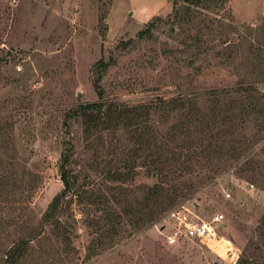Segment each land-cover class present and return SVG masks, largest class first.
<instances>
[{
    "label": "rangeland",
    "instance_id": "obj_1",
    "mask_svg": "<svg viewBox=\"0 0 264 264\" xmlns=\"http://www.w3.org/2000/svg\"><path fill=\"white\" fill-rule=\"evenodd\" d=\"M182 3L0 0V163L12 171L6 179L0 173V264L24 228L40 231L30 240L24 264H237L243 252L262 259L256 246L264 215V161L250 177L236 173V166L253 156H248L251 150L260 154L264 148V131L241 101L264 93V72L258 73L264 70V0H228L217 9L193 10L189 26L181 30L173 7ZM156 16L161 19L152 31L139 35ZM101 58L108 66L100 83L112 101L153 103L181 93L201 94L193 105L196 145L202 120L212 118L211 108L233 105L225 103V89L244 87L232 99L233 119H241L244 147L251 148L201 186L196 178L180 186L173 192L176 202L153 223L136 229L127 224L121 237L108 222L118 219L114 211L127 221L125 211L146 207L144 185L157 178L145 164L157 149L147 138L138 144L132 133L134 140L113 128L89 132L85 119L74 116L80 104L98 99L95 64ZM168 109L157 115L167 118ZM170 114L168 125L159 129L165 139L159 141L169 143L160 147V155H172L173 162V149L189 139L170 134L171 119L183 123L188 118L183 111ZM69 148L68 165L78 175L81 194L67 196L60 223L42 227V215L64 187L60 164ZM225 159H194L192 164L204 166L202 173L208 174L217 161L228 165ZM182 203L206 221L220 214L217 240L227 241L226 257L211 248L213 241L201 238L183 236L168 243L166 234L175 230L169 213Z\"/></svg>",
    "mask_w": 264,
    "mask_h": 264
},
{
    "label": "trees",
    "instance_id": "obj_2",
    "mask_svg": "<svg viewBox=\"0 0 264 264\" xmlns=\"http://www.w3.org/2000/svg\"><path fill=\"white\" fill-rule=\"evenodd\" d=\"M183 3L173 7L174 19L177 21V26L181 30L186 29L185 27L189 26V23L192 19L193 10L196 9H205L213 10L219 7H223L228 0H182ZM176 2V1H175ZM161 18L156 16L148 24L147 27L140 31L139 35L145 36L147 33L152 31L153 27L156 25V21ZM232 27V25H230ZM172 30H175L174 28ZM236 34V32H234ZM108 64L106 61L101 58L95 64V90L98 95L96 101L80 104L74 111V116L77 118L85 119V124L87 126V131L93 132L99 128V126L104 128H113L118 130L122 134L136 136L138 144H144V139L147 138L146 142L149 143V147L152 149L156 148L155 153L150 155V158L146 162L147 169L150 174L157 178L152 184L144 185L147 192L143 197V200L146 203L145 206H140L139 208L129 209L125 211V215L128 217V220H124V215L114 211L118 215V219H114L112 223L108 222L109 229L115 230L119 237L123 233L128 232L127 224H133V228H139L153 223L161 214L163 210L167 207L172 206L177 197L174 196V191L178 190L180 186L186 185L190 182L191 179H200L197 183L200 182V186L204 184V180L212 179L213 176L224 169H229L234 163H238L241 158L245 156V153L249 152L251 148L249 145L244 147V143L247 142V135L243 134L244 126L240 120L233 119L234 109V96L239 94L241 89L244 87L230 88L227 87L224 91L225 103L229 104V101L233 105L229 104L228 109H222L221 107H212L211 113L212 118L203 119L202 126L204 128L201 130L203 133L202 139H200L199 144L196 145L193 139V105L196 103L197 98L201 95L196 91L191 93H181L180 95L173 96L168 101L158 99L153 103H139V104H127V103H118L108 99L105 96L104 87L101 85L100 81L102 80L103 73L106 70ZM264 70L258 72L263 74ZM253 75V72L250 73ZM259 76V75H258ZM259 79L254 81H258ZM242 85V83H241ZM247 90L255 91L257 87H247ZM259 95H251L246 99L243 98L241 101L244 104H249L251 111L253 113V119L257 126H260V131H264V93L259 91ZM206 94V93H205ZM209 95V93H208ZM231 99V100H230ZM217 105V103H216ZM171 106V107H170ZM166 107H169L167 111V116L171 115L173 111H183L186 117L188 118L187 122L178 123V118L172 117L171 121V135L178 138L180 136H185L189 139V142H186L184 146L174 148V157L173 162L171 161V156L167 154L160 155L161 148L169 143L164 142V140L159 141V138L165 139V136L159 131L160 128L168 125L170 118L169 116L165 118V113L162 116L157 115L158 112L164 110ZM155 111V112H154ZM157 111V113H156ZM156 116L151 117V115ZM238 116V115H236ZM227 124V127H226ZM229 126V127H228ZM169 131V130H168ZM130 135V137H132ZM151 136V137H150ZM241 136V137H240ZM243 137V138H242ZM135 137H132L134 140ZM149 138V139H148ZM155 146H154V145ZM248 148V149H247ZM163 152V151H162ZM166 153V152H164ZM248 161L236 166V173L244 176H249L261 170V162L264 161V148L259 154L258 151H250ZM72 157V151L69 148L67 151L63 152L60 164L61 179L63 181L64 187L60 193L56 194L52 201L49 203L48 208L42 215V219L39 222L40 226L44 224H58L60 223V217L64 210V201L67 196L70 194L72 196H79L80 189L78 183V175L73 172L69 163ZM226 158V159H225ZM175 159V161H174ZM194 159L201 161L208 160L212 162L213 159H225L228 162V165L217 163L211 164L212 166L209 169L208 174L202 173L204 166H201L199 169L193 167L192 162ZM230 161V162H229ZM209 162V163H210ZM0 173L5 174L6 177H12V171H8L2 163H0ZM189 176V178H186ZM200 177V178H199ZM6 181H3L2 184L6 186ZM264 187V181L260 183ZM137 205H141V200L138 201ZM148 208V210H146ZM146 210V211H144ZM130 218V219H129ZM261 225L259 226L261 232L260 238L258 241L259 245L256 246L257 255L262 256V259L246 255V252L242 253L237 264H264V215L261 220ZM23 234L8 248L6 251V257L2 264H24L28 257L29 244L32 238H36L40 231L37 228H32L28 230L24 228ZM122 233V234H121ZM106 245V244H105ZM103 245L102 248H106ZM256 254V252L252 253Z\"/></svg>",
    "mask_w": 264,
    "mask_h": 264
},
{
    "label": "built area",
    "instance_id": "obj_3",
    "mask_svg": "<svg viewBox=\"0 0 264 264\" xmlns=\"http://www.w3.org/2000/svg\"><path fill=\"white\" fill-rule=\"evenodd\" d=\"M250 187L254 184L250 183ZM227 196L230 193H226ZM169 217L174 221L175 230L166 234L168 243H178L180 237L201 238L204 241H214L218 239L217 226L221 222L220 214H215L211 220L206 221L199 218L193 210L182 203L179 207L173 209L169 213Z\"/></svg>",
    "mask_w": 264,
    "mask_h": 264
},
{
    "label": "bare ground",
    "instance_id": "obj_4",
    "mask_svg": "<svg viewBox=\"0 0 264 264\" xmlns=\"http://www.w3.org/2000/svg\"><path fill=\"white\" fill-rule=\"evenodd\" d=\"M227 245H228V243H227V241L225 239H219V240H214L211 243V248L215 252H217L218 254H220L221 256L226 257L227 256V251L229 250V247Z\"/></svg>",
    "mask_w": 264,
    "mask_h": 264
},
{
    "label": "crops",
    "instance_id": "obj_5",
    "mask_svg": "<svg viewBox=\"0 0 264 264\" xmlns=\"http://www.w3.org/2000/svg\"><path fill=\"white\" fill-rule=\"evenodd\" d=\"M172 9V8H171ZM171 9L170 10H168V11H166V12H170L171 11ZM166 12H164V13H166Z\"/></svg>",
    "mask_w": 264,
    "mask_h": 264
}]
</instances>
